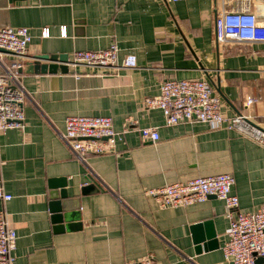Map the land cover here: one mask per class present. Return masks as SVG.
Here are the masks:
<instances>
[{"label":"crops","instance_id":"crops-1","mask_svg":"<svg viewBox=\"0 0 264 264\" xmlns=\"http://www.w3.org/2000/svg\"><path fill=\"white\" fill-rule=\"evenodd\" d=\"M241 2L0 0V28L25 27L32 38L18 74L24 127L0 133V184L12 196L0 211L17 236L14 264H126L147 257L155 264H227L222 201L161 209L143 191L229 174L239 211H256L264 205V147L225 128L166 125L162 112L145 109L143 101L158 97L163 81L205 79L225 117L246 114L264 129V44L214 40L217 13ZM111 45L119 64L131 55L136 66L109 72L67 65L74 51ZM53 54L67 57L57 63L66 73L25 71L36 57ZM15 61L6 54L1 62ZM248 97L255 102L246 109ZM70 116L109 117L117 132L133 120L134 128L156 129L159 140L143 141L130 129L113 153L81 162L60 138ZM52 180H64L68 198L78 201L79 220L63 222V231L52 221Z\"/></svg>","mask_w":264,"mask_h":264},{"label":"built area","instance_id":"built-area-1","mask_svg":"<svg viewBox=\"0 0 264 264\" xmlns=\"http://www.w3.org/2000/svg\"><path fill=\"white\" fill-rule=\"evenodd\" d=\"M187 0H167L169 3ZM47 38V29L42 31ZM66 31L62 29L61 36ZM25 27L0 28V133L7 130H22L24 113L22 104L25 93L19 83V70L24 66L28 46L31 42ZM214 40L217 45L264 44V0H242L231 10L222 8L214 20ZM17 57L8 67L2 64L6 54ZM67 65L91 70L115 72L136 66L134 56H127L118 63V48L111 45L100 51H74ZM255 100L248 97L244 106L249 108ZM145 109H159L166 125L202 123L212 129L225 128L241 137L264 147V129L251 121L246 114L225 117L221 112V101L205 79L163 81L159 96L146 98ZM128 120L122 131H115L109 117L70 116L65 119L61 140L72 155L84 162L88 156H102L114 152L130 129H136L141 140L157 142L159 135L153 128H134ZM133 125V126H132ZM234 178L229 174L198 177L186 182H176L162 187L146 189L143 195L152 199L161 209L186 207L202 203L209 197L222 201L225 216L229 221L227 239L221 247L227 264H264V205L253 212H241L238 198L232 192ZM12 196L0 184V202L7 203ZM16 233L10 228L4 211H0V264H14L12 255L16 248ZM126 264H155L151 257Z\"/></svg>","mask_w":264,"mask_h":264},{"label":"water","instance_id":"water-1","mask_svg":"<svg viewBox=\"0 0 264 264\" xmlns=\"http://www.w3.org/2000/svg\"><path fill=\"white\" fill-rule=\"evenodd\" d=\"M25 1V0H15ZM67 57L53 55H42L35 58V61L31 65L25 67V71L33 72L34 69H38L40 73H56L57 69H60L62 73L67 72L65 65L58 66L57 63L65 64ZM22 72V69L19 70ZM65 181L52 180L49 182V198L52 203L50 205L53 212L52 221L57 225L56 230L63 231V222L72 223L79 220L78 214L73 213L74 210H78V201L68 198ZM262 260H258L257 264H260Z\"/></svg>","mask_w":264,"mask_h":264}]
</instances>
